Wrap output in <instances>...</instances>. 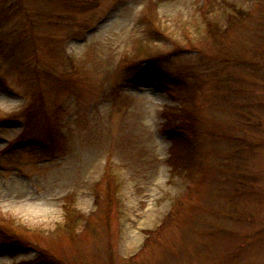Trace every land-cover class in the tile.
Here are the masks:
<instances>
[{
  "label": "rangeland",
  "instance_id": "374dc122",
  "mask_svg": "<svg viewBox=\"0 0 264 264\" xmlns=\"http://www.w3.org/2000/svg\"><path fill=\"white\" fill-rule=\"evenodd\" d=\"M52 3L0 0V264H264V0Z\"/></svg>",
  "mask_w": 264,
  "mask_h": 264
},
{
  "label": "trees",
  "instance_id": "16d2710c",
  "mask_svg": "<svg viewBox=\"0 0 264 264\" xmlns=\"http://www.w3.org/2000/svg\"><path fill=\"white\" fill-rule=\"evenodd\" d=\"M43 1L46 2V4L53 2L52 4H56L57 7L61 2L71 3L73 0H43ZM52 4H50L49 7H51ZM57 11L60 12V10ZM3 21L4 20L0 18V25L2 24ZM206 25H207V30L212 34L214 33L215 35L222 34L224 30H227L228 27L227 24H222L220 21H216V20L208 21L206 22ZM5 42H6V36L4 33H1L0 50H2V47H6ZM23 43H25L24 40ZM15 55L18 64L21 65V62H24L25 60V56L22 54V51H19L17 54L15 53ZM34 101H36V99H34L32 103H34ZM31 109L32 107H28L26 110H31ZM167 113H168L167 110L163 111L164 115H167ZM164 130L168 134V136L174 139L173 132L175 128L173 126L166 125L164 127ZM119 182L120 181L118 175L114 171L112 165L107 164L104 168V172L103 175L101 176V179H99L93 185V193L95 196L97 206L102 207V205H106L107 214L110 212L111 207H113V205L117 202L116 195L120 187ZM72 205L73 204L70 201L64 203L65 213H64V221L62 224V227L65 230V232L71 234L75 232L79 223L82 222V217H83L82 213L77 211L75 207ZM25 233H26V229L22 224L7 220V223H3L0 226V248L9 251L12 254L28 250V248L31 247V242H29L26 239ZM37 250L39 251L37 257L29 260L26 264H47L49 262L50 259L47 256V254H45L42 250H39V248H37Z\"/></svg>",
  "mask_w": 264,
  "mask_h": 264
}]
</instances>
